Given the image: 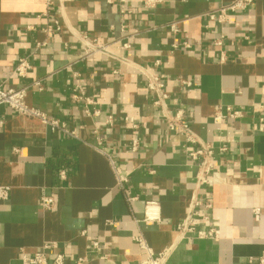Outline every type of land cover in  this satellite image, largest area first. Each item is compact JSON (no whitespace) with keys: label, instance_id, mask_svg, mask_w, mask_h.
I'll return each instance as SVG.
<instances>
[{"label":"crops","instance_id":"obj_1","mask_svg":"<svg viewBox=\"0 0 264 264\" xmlns=\"http://www.w3.org/2000/svg\"><path fill=\"white\" fill-rule=\"evenodd\" d=\"M230 1L0 0V85L27 84V103L77 133L53 131L0 104V187L7 188L0 198V264H23V252L49 241L56 244L50 258L61 252L66 264H133L144 257L137 236L154 252L174 243L166 264H261L264 0L219 21L217 7ZM55 20L58 31L34 49ZM174 20L177 33L168 26ZM82 36L109 42L115 56L82 57ZM219 38L221 47L214 44ZM23 54L32 63L24 78L12 73ZM156 59L168 95L163 108L138 69ZM74 73L87 101L72 98ZM35 80L41 87L30 84ZM217 106L241 115L215 123ZM178 110L213 148L220 178L212 186L196 184L199 159L189 153L196 145L167 127L166 115ZM42 194L53 197L51 209L39 206ZM193 199L207 216L201 227L213 226L217 236L177 232ZM148 200L157 201L159 221L142 220Z\"/></svg>","mask_w":264,"mask_h":264},{"label":"built area","instance_id":"obj_2","mask_svg":"<svg viewBox=\"0 0 264 264\" xmlns=\"http://www.w3.org/2000/svg\"><path fill=\"white\" fill-rule=\"evenodd\" d=\"M157 0H143L146 6H152L154 2ZM253 0H232L229 3L220 5L217 7L219 11V15L217 19L220 21L224 18V14L227 11H237L243 10L246 8ZM121 12H125L124 8H121ZM209 19H216V15L213 11L207 13ZM124 25H122V29ZM170 31L177 33L178 32V21H170L168 23ZM59 29L58 21L55 20L54 24L46 25L43 30L45 33V38L41 41H37L34 45V49L44 46L47 41L52 37ZM80 41L83 43L84 48L82 52V57H90L95 53H100L108 56H115L109 48V42H101L96 39H88L85 36L80 38ZM214 44L218 47H221L222 41L221 38L215 39ZM184 47L188 45L183 42ZM127 47V44H124ZM225 59V55L223 51H220V60ZM160 64V60H154L152 66L150 67H141L138 66V69L142 73L146 87L154 94L155 103L160 105L162 108L165 106L166 99L168 97L167 92L165 90L164 81L160 74L156 71L158 65ZM32 68V63L28 59V56L23 54L20 55L14 66L12 73L17 75L18 77H26L29 70ZM73 79V99H81L84 98L85 101L88 100L87 96L84 95L82 86L80 84L79 75L74 73ZM30 84L35 85L37 87H41V82L39 80L32 81ZM186 85H190V82H185ZM28 85H23L20 87H3L0 85V104L6 105L15 111L17 114L26 115L30 117H37L43 123L47 124L51 130L59 131L65 135H70L72 137H77L76 129L69 127L64 121L47 116L43 111L38 109L36 106L27 103L26 101V93H27ZM261 109H264V104L261 105ZM94 114H98L99 110L94 109ZM241 115V110L237 108H233L230 106L225 107L224 109L217 106L214 110L213 121L215 123H221L223 119L231 118L236 119ZM108 123L112 122V115H108L106 118ZM0 119V125H1ZM166 123L169 130L180 133L184 136L185 140L189 145H196L195 148L190 149L189 153L192 158L199 159L198 166L199 171L196 176V184L197 186L205 185L212 186L216 182H218L220 176L219 172L214 168V156H213V148L209 143H204L200 141L198 135L192 130L189 120L184 116L182 110L176 111L173 115H166ZM96 134H98V129L94 130ZM98 139V136H96ZM138 142L136 140L132 143V149H136ZM222 146L220 149H224ZM16 150V149H15ZM111 166L114 168V160L108 155ZM60 177L64 178L65 171L64 169H60L59 171ZM126 181L125 177H120L118 179V183L122 184ZM7 194L6 187H0V198H4ZM129 199L132 197H128ZM54 204V199L50 195L42 194L39 199V206L42 209H51ZM201 201L199 199H193L190 207L185 215V217L177 224V232L182 236L186 237L190 234L189 237H215L218 232L213 226H210L208 229H203L201 227V223L207 219V216L201 215L200 211L196 208L201 205ZM211 204L206 202L203 204L205 209L209 208ZM256 212V209L254 210ZM160 219V211L159 205L157 201L148 200L144 205V213L142 220L144 221H159ZM135 241L139 245L141 249L144 251V257L133 264H166L169 256L173 250L174 243L170 244L160 251L154 252L148 246L146 241L141 237H135ZM92 248L98 247V242L95 240L91 243ZM56 247L55 242L49 241L43 243L38 249L31 251L29 253L23 252L21 254V260L23 264H66L64 260V255L61 252H56L51 258L48 253V249ZM258 263L264 264V255L260 256L258 259Z\"/></svg>","mask_w":264,"mask_h":264}]
</instances>
